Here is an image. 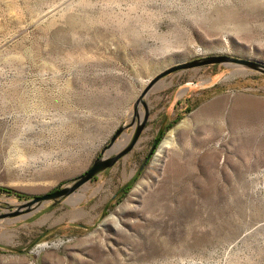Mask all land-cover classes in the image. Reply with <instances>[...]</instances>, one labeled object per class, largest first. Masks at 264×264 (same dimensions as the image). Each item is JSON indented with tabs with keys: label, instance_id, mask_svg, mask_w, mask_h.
Masks as SVG:
<instances>
[{
	"label": "rangeland",
	"instance_id": "rangeland-1",
	"mask_svg": "<svg viewBox=\"0 0 264 264\" xmlns=\"http://www.w3.org/2000/svg\"><path fill=\"white\" fill-rule=\"evenodd\" d=\"M219 55L264 65V0H0V264H264V75L237 66L159 80L123 158L19 208L86 171L157 73Z\"/></svg>",
	"mask_w": 264,
	"mask_h": 264
},
{
	"label": "water",
	"instance_id": "water-1",
	"mask_svg": "<svg viewBox=\"0 0 264 264\" xmlns=\"http://www.w3.org/2000/svg\"><path fill=\"white\" fill-rule=\"evenodd\" d=\"M214 64H219L222 66H237L244 70L257 72L259 74L264 75V65L259 64L257 62L234 58L226 55L200 57L187 62H179L176 63L175 65L167 67L166 69H163L162 71L157 73L147 83L145 88L140 92L138 98L133 104V117L130 123L128 125L119 127L115 131L114 135L109 140L107 146L101 150L100 157H98L92 163V165L88 169H86V171H84L79 176L75 177L70 182L69 185L57 188L50 193H46L41 196L34 197L32 200L24 203L19 208L30 209L32 206H41L45 202H49V201L53 203H60L66 198H68L71 194L76 192L78 189H80L83 185L88 183L91 179L96 177L98 174L102 173L107 169H110L115 163H117V161L123 158L137 142V139L140 133L142 132L145 122L147 120V107H146L145 99L148 93L150 92V90L157 84V82L165 78L167 75L177 71L187 70V69L207 66V65H214ZM139 105H141L144 110L141 120L137 116V109ZM134 123H135V127L133 133L126 146L114 155H105L106 151L109 150L114 145L115 140L121 135L122 131L132 127ZM10 215L16 216L17 212L12 213Z\"/></svg>",
	"mask_w": 264,
	"mask_h": 264
},
{
	"label": "bare ground",
	"instance_id": "bare-ground-1",
	"mask_svg": "<svg viewBox=\"0 0 264 264\" xmlns=\"http://www.w3.org/2000/svg\"><path fill=\"white\" fill-rule=\"evenodd\" d=\"M238 72V71H236ZM233 74V73H232ZM182 125L179 124L177 125L175 128H173L172 130H170L166 136L162 139L159 147H158V150H157V153L156 155L154 156L153 158V161H152V170L154 171H157V170H161L163 165H164V161H163V158L165 156H167V154L169 153V157L173 158L175 156L178 155V153L180 151H183L184 147H183V143L181 141V143L178 145V147L176 148L175 147V143H174V139H173V134L176 133V136L179 135L180 133V126ZM151 173V172H150ZM142 184H138L131 192V200L136 198V196L138 195V193L140 192V189L143 187V185L141 186ZM125 207L123 208H120L119 210L122 211ZM112 219V217H110V220ZM109 219L106 220V222H109L110 221Z\"/></svg>",
	"mask_w": 264,
	"mask_h": 264
}]
</instances>
